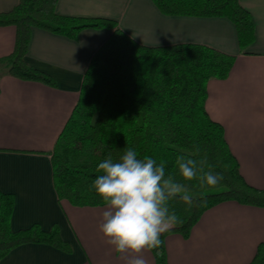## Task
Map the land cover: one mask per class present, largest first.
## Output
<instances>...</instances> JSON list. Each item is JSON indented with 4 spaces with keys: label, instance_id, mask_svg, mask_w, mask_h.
I'll use <instances>...</instances> for the list:
<instances>
[{
    "label": "crops",
    "instance_id": "1",
    "mask_svg": "<svg viewBox=\"0 0 264 264\" xmlns=\"http://www.w3.org/2000/svg\"><path fill=\"white\" fill-rule=\"evenodd\" d=\"M19 0H0V12ZM252 15L255 41L241 51L235 24L222 16L168 15L153 0H58V13L109 17L146 46L199 43L236 56L224 79L208 82L206 107L222 123L225 137L251 185L264 188V0H240ZM85 28L77 38L33 27L26 60L50 74L55 86L0 70V192L14 195L13 229L58 225L71 251L46 243H24L0 264H127L100 232L106 205L76 206L59 198L51 153L80 94L88 65L111 35ZM16 28L0 26V59L15 45ZM2 67H0L1 69ZM264 241V207L225 201L208 209L191 234L165 239L167 264H249ZM147 264H157L151 250Z\"/></svg>",
    "mask_w": 264,
    "mask_h": 264
},
{
    "label": "trees",
    "instance_id": "2",
    "mask_svg": "<svg viewBox=\"0 0 264 264\" xmlns=\"http://www.w3.org/2000/svg\"><path fill=\"white\" fill-rule=\"evenodd\" d=\"M58 0H19L11 10L0 12V26L16 28L13 51L0 59L9 74L55 86L48 73L32 66L26 55L31 30L41 27L70 38L85 28H109L111 35L93 55L85 72L78 101L58 136L51 161L59 198L76 206L106 205L91 184L96 169L108 155L119 159L126 147L139 156L166 163L179 180L177 154L207 158L213 170L223 174L216 187L199 190L206 205L189 208L179 199L171 207L183 223L164 234L162 255L151 250L157 264H167L165 239L177 233L188 237L208 209L225 201L264 207V188L244 178L240 164L225 137L222 123L206 107L211 79L229 76L236 56L199 43L146 46L127 34L116 19L58 13ZM168 15L222 16L236 26L241 51L256 37L251 13L240 0H153ZM196 182H189L191 187ZM14 195L0 192V259L24 243H46L70 252L57 224L45 230L40 224L13 229ZM249 264H264V241Z\"/></svg>",
    "mask_w": 264,
    "mask_h": 264
},
{
    "label": "clouds",
    "instance_id": "3",
    "mask_svg": "<svg viewBox=\"0 0 264 264\" xmlns=\"http://www.w3.org/2000/svg\"><path fill=\"white\" fill-rule=\"evenodd\" d=\"M177 154L176 174L168 172L166 163L151 156L140 157L133 148L126 147L119 159L108 155L97 166L99 173L91 184L105 202L100 232L114 251L127 264H147L143 253L156 250L162 255L161 238L174 226L183 223L171 202L179 199L187 207L206 205L202 192L218 186L224 179L220 172L208 165L207 158L196 159ZM196 183L189 186V182Z\"/></svg>",
    "mask_w": 264,
    "mask_h": 264
},
{
    "label": "rangeland",
    "instance_id": "4",
    "mask_svg": "<svg viewBox=\"0 0 264 264\" xmlns=\"http://www.w3.org/2000/svg\"><path fill=\"white\" fill-rule=\"evenodd\" d=\"M3 69H6V67L4 66V67H2L0 70H3Z\"/></svg>",
    "mask_w": 264,
    "mask_h": 264
}]
</instances>
